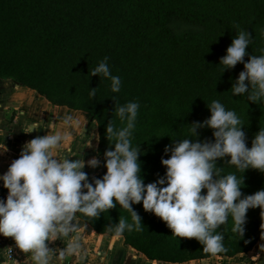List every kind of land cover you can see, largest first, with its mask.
<instances>
[{"label": "trees", "instance_id": "obj_1", "mask_svg": "<svg viewBox=\"0 0 264 264\" xmlns=\"http://www.w3.org/2000/svg\"><path fill=\"white\" fill-rule=\"evenodd\" d=\"M242 29L253 39L246 48L247 62L264 48V0H0V78L36 91L53 105L86 113L98 125V155L114 149L106 136L110 120L120 123L114 117L112 95L121 104L138 101L132 142L141 144L138 161L147 184L166 173L161 159L171 153H165V146L181 139L188 125L209 118L208 103L213 99L235 109L244 120L248 147L264 127V104L231 93L243 63L223 72L219 65ZM105 57L112 75L122 80L119 93L111 92L109 79L90 76ZM89 88H97L96 97L89 96ZM197 132L190 139L214 141L211 128ZM229 159L216 162L225 173L235 171L226 165ZM106 171L94 177L102 178ZM237 175L243 176V195L264 188V173L257 169ZM6 191L0 188L1 193ZM132 207L142 217L144 230L126 233V247L153 262L212 258L197 239L174 236L166 222L144 210L142 202ZM127 215L117 205L92 222H81L103 234L106 226ZM231 227L229 218L218 229L224 228L229 249L220 257L247 254L264 238L261 209H248L240 239Z\"/></svg>", "mask_w": 264, "mask_h": 264}, {"label": "clouds", "instance_id": "obj_2", "mask_svg": "<svg viewBox=\"0 0 264 264\" xmlns=\"http://www.w3.org/2000/svg\"><path fill=\"white\" fill-rule=\"evenodd\" d=\"M245 29L237 36L221 57V72L243 63L244 70L231 88L232 95H239L253 103L264 104V48L260 55H248L246 48L252 43ZM99 75L111 81L112 93H119L122 80L112 75L108 57L91 70L90 76ZM97 88H89V96L96 97ZM114 117L106 126V136L114 149L104 152L106 173L102 178H92L82 169L85 161L73 154L69 142L73 131L82 127L79 117L66 115L63 130L52 134L37 135L27 142L7 171L0 175L3 187L8 190L6 199H0V235L12 237L17 248L30 253L25 261L30 264H86L92 252L85 246L84 233L88 227L82 220L92 222L102 213L119 205L127 216H119L118 223L105 227L104 238L119 240L126 233L142 232V217L133 209L142 202L145 211L154 213L176 237L195 238L203 245V251L212 257L227 254L225 226L232 220L231 232L239 239L245 232L246 213L259 207L264 216V188L251 195H243V176L249 168L264 173V127L247 146L246 134L242 130L244 120L235 109H229L218 99L208 103L211 115L203 122L188 125L187 133L171 146H165L170 158L162 157L166 167L164 176L155 182L144 183L138 156L141 147L133 145L138 101L121 104L116 95ZM208 127L213 130L214 141L195 140L197 129ZM42 128L35 122L22 125L25 133ZM175 137V136H174ZM98 139V137H96ZM6 151L0 144V152ZM67 153V156L64 153ZM71 156L79 157L69 159ZM230 157L226 165L235 171L225 173L217 167V160ZM101 161L93 156L87 160L90 168H97ZM83 182V183H82ZM166 185V186H165ZM202 189L206 193L202 194ZM86 190V191H85ZM60 240L66 246L50 247ZM12 248L0 250L10 264H18L11 256ZM97 255H103L97 253ZM24 261V262H25Z\"/></svg>", "mask_w": 264, "mask_h": 264}, {"label": "crops", "instance_id": "obj_3", "mask_svg": "<svg viewBox=\"0 0 264 264\" xmlns=\"http://www.w3.org/2000/svg\"><path fill=\"white\" fill-rule=\"evenodd\" d=\"M66 115L79 117L82 121V127L79 130H72L73 137L68 146L72 148L73 154H78L79 149L83 148L81 150V157L85 161V167L82 170L90 178L92 177V172L98 168L93 169L88 167L87 160L93 156L100 158L98 155L99 132L97 123L91 121L84 112L53 105L36 91L14 84L11 80L0 78V144H4L6 148V151L0 152V175L7 171L14 159L19 158L23 146L31 139L37 135L43 136L47 133L52 134L57 130H63L62 121ZM27 122L38 123L42 128L34 130L31 133H25L22 130V125ZM64 155L67 156V153L65 152ZM77 158L79 157H69V159ZM0 188L6 189L3 187L2 181H0ZM7 193L8 190L4 193L0 192V199H6ZM84 243L92 252L87 258L86 264H102L104 260L113 262L114 260L123 258L126 253L123 237L119 240L106 239L103 234H98L88 227L84 233ZM49 246L63 247L66 246V242L63 244L62 241L56 240L51 242ZM8 247L12 248L11 256L18 264H30V261H25L30 253H24L17 248L12 237L0 235V250ZM97 253H102L103 255H97ZM3 260L4 257H0V261ZM4 264H10V262L5 260ZM68 264H76V262L72 259L68 261ZM105 264H108V261ZM131 264L155 263L137 260L132 261ZM166 264H264V238L259 241L252 251L236 257L216 256L186 263Z\"/></svg>", "mask_w": 264, "mask_h": 264}, {"label": "rangeland", "instance_id": "obj_4", "mask_svg": "<svg viewBox=\"0 0 264 264\" xmlns=\"http://www.w3.org/2000/svg\"><path fill=\"white\" fill-rule=\"evenodd\" d=\"M4 80H8V78H4ZM99 156H100V158H98V157L97 158L101 161V163H100V166L97 167L98 169H95L92 172V177L97 176V175H101L107 170L106 167L104 166L105 165L104 155H99ZM137 260L150 261L143 254H140L135 248L126 247V253H125V256L123 258H121L120 260H114L113 262H111L110 260H107V261H108V264H115V263H117V264H131L132 261H137ZM107 261L104 260V262L102 264L107 263ZM150 262L155 263V264H166V263L160 262V261H157V262L150 261Z\"/></svg>", "mask_w": 264, "mask_h": 264}]
</instances>
